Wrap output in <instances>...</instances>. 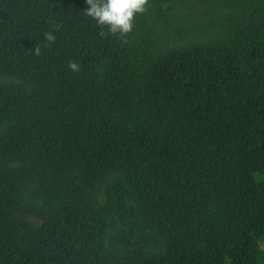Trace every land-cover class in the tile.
<instances>
[{
  "label": "trees",
  "instance_id": "1",
  "mask_svg": "<svg viewBox=\"0 0 264 264\" xmlns=\"http://www.w3.org/2000/svg\"><path fill=\"white\" fill-rule=\"evenodd\" d=\"M87 7L0 0V264H264V0Z\"/></svg>",
  "mask_w": 264,
  "mask_h": 264
},
{
  "label": "clouds",
  "instance_id": "2",
  "mask_svg": "<svg viewBox=\"0 0 264 264\" xmlns=\"http://www.w3.org/2000/svg\"><path fill=\"white\" fill-rule=\"evenodd\" d=\"M88 7L86 14L99 25H107L111 33L126 34L133 28L134 17L146 10L148 0H85ZM48 40H53L51 33H46ZM38 51V50H37ZM72 70H78L79 65L69 62Z\"/></svg>",
  "mask_w": 264,
  "mask_h": 264
},
{
  "label": "rangeland",
  "instance_id": "3",
  "mask_svg": "<svg viewBox=\"0 0 264 264\" xmlns=\"http://www.w3.org/2000/svg\"><path fill=\"white\" fill-rule=\"evenodd\" d=\"M259 178H262L263 176H258ZM17 215H19L20 217H23L33 223H35L36 225H41L43 224V221L35 216H32V215H24V214H21V213H18ZM260 246L261 248L264 250V238H262L260 240Z\"/></svg>",
  "mask_w": 264,
  "mask_h": 264
}]
</instances>
